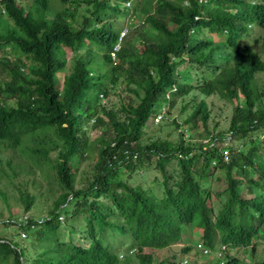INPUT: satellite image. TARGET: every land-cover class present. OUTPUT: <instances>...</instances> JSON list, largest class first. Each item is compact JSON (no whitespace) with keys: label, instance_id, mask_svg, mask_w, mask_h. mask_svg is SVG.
<instances>
[{"label":"trees","instance_id":"obj_1","mask_svg":"<svg viewBox=\"0 0 264 264\" xmlns=\"http://www.w3.org/2000/svg\"><path fill=\"white\" fill-rule=\"evenodd\" d=\"M133 3L64 0L66 17L78 23L82 13L79 45L91 40L104 57L69 70L63 48L47 54L38 43L19 48L32 57L29 74L0 62V76L10 69L15 79L5 92L0 79V264H191V254L197 264H264V0ZM129 11L115 66L120 33L110 20ZM102 63L121 75L118 87L95 77ZM20 82L33 89L22 93ZM29 119L37 129L12 133ZM37 130L41 155L31 159L16 143ZM90 158L91 175L78 181ZM47 193L54 208L31 216L34 194ZM195 227L200 243L184 245ZM107 232L125 242L108 243ZM174 246L180 262L159 259Z\"/></svg>","mask_w":264,"mask_h":264},{"label":"clouds","instance_id":"obj_2","mask_svg":"<svg viewBox=\"0 0 264 264\" xmlns=\"http://www.w3.org/2000/svg\"><path fill=\"white\" fill-rule=\"evenodd\" d=\"M135 1L136 0H134V3ZM200 1L202 2L204 0ZM132 2L133 1H130L125 4L129 10L131 9L130 7H132ZM68 7V5H64V0H0V40L4 46L3 50L0 49V62L8 59V63H11L12 66L13 63H20L21 66L19 67V72L22 74H29V65L31 64L30 60L32 57L28 55L25 56L23 51L19 50V48L21 46H33L38 43L41 45L47 44L45 48L47 49V54L49 51L52 53L58 48H63L64 52H66L64 60L68 61L67 65L69 70H72V68L75 69L77 62L80 60H91L93 58L97 60L100 56H106V49H100L98 45L91 40H87L85 46L79 45L78 39L80 36L77 35L83 29V25L81 23H75L71 18L66 17L65 8ZM90 17H92V13ZM125 17L127 19L123 22L122 19ZM123 18L116 17L110 20L115 24L114 28L120 33L117 43L110 52L111 58L115 62V66L119 56L118 54L125 46L126 39L129 36V29L133 27L134 24L132 22L130 11L128 16H124ZM141 23H145V21L142 19ZM100 25L101 24H97L96 27H99ZM86 27L91 31L89 26ZM71 39L76 40L74 45L69 43V40ZM68 52L72 53L71 59L67 58ZM13 68L17 73V69L14 66ZM95 69L96 70H92L95 77L104 85L111 86V89L118 87L122 83L123 78H121V75L114 69L109 70V67L106 64L104 67L101 65V70L97 67H95ZM7 70L11 71L10 69ZM7 70L0 76V79L5 81L3 83V89L1 90L2 92L8 91L9 86H13V83L15 82L14 76L11 77V73ZM62 73L66 76L65 72H59L56 74V81L60 85H63L65 82V76L63 80L60 78V74ZM151 74L155 75L158 73H156V70H152ZM16 86L22 91V93L33 89L31 84L28 85L23 82L18 83ZM100 98L103 99V95H101ZM11 101L13 104H17L20 100L18 98H13ZM103 103H107V100L104 99ZM160 120L161 117L159 116L155 119V122L159 123ZM27 121L28 122H23L20 129L18 128L12 133L25 129L24 124L26 123L35 125L36 129L38 128V125H36L31 119ZM92 122H94V120ZM23 140L16 143V150L18 152L20 150H26V154L34 153L41 155L38 151H41L42 149L41 142L43 136L39 132L35 135V139H31L30 137L27 140H24V143ZM36 144H39L40 149L36 148ZM225 154L227 155L228 152ZM225 159L227 160V158ZM49 201V203H51L52 199ZM239 253L245 261V256L250 254V252ZM249 261L250 260L247 259V262Z\"/></svg>","mask_w":264,"mask_h":264},{"label":"rangeland","instance_id":"obj_3","mask_svg":"<svg viewBox=\"0 0 264 264\" xmlns=\"http://www.w3.org/2000/svg\"><path fill=\"white\" fill-rule=\"evenodd\" d=\"M90 9V8H89ZM89 15L91 16V12H89ZM81 16H82V13H81V15H80V19L81 20H79L78 21V24H80V23H82V21H83V19L81 18ZM127 18L125 17V18H123L122 20H123V22H124V20H126ZM130 21V20H129ZM118 25H119V23H118ZM158 36V35H157ZM163 38H162V36H159V38H156V42L157 43H162L164 40H162ZM249 39V38H248ZM71 57H72V53L71 52H68V55H67V58L68 59H71ZM102 66L104 67L105 66V64L104 63H102ZM64 76H65V74L64 73H62V74H60V78L63 80L64 79ZM259 77H260V80H261V83L262 84H264V73H262V74H260L259 75ZM113 96V95H112ZM107 102L109 103V100H107ZM223 107V103H221V102H216V106H215V108H214V106L212 107V110H213V108H214V112H215V114H214V116L216 117V119H218V117H219V115H217V113H219V111H220V109ZM175 115H177V116H180L181 118H184L185 117V115L183 114V115H180V112H178V111H175ZM217 123H220L219 122V120H217V121H215V122H213V123H210V125H209V127L211 128V127H214ZM221 124H225V122H222ZM203 131H201L200 133H202ZM90 135H91V137L93 138V136H94V134H93V132H90ZM96 136V135H95ZM36 148L37 149H40V146H39V144H36ZM27 156L29 157V158H31V159H33V157H35L36 155L34 154V153H28L27 154ZM33 156V157H32ZM94 163V159H92V158H90V159H88V160H86V161H81L77 166H78V168H79V175H78V181H81V179H83V178H86L87 176H90L91 175V169H90V167L92 166V164ZM216 175H220V172H217V174ZM161 179V178H160ZM137 182H138V184L140 183V181L139 180H137ZM79 184L80 185H82V183L81 182H79ZM34 196H35V198H34V205H33V207H32V209H31V212H30V215L31 216H33V217H43V216H46V215H48V213L50 212V210H52L53 208H54V204L55 203H53V202H51V203H49L50 201V198H51V195H49L48 193L47 194H43V195H36V194H34ZM67 205V204H66ZM65 205V206H66ZM64 206V207H65ZM77 226L79 227V228H84L85 227V223H84V221H80V222H78V224H77ZM107 237H108V243H111V244H113L114 246H119L120 245V243H123V242H125V240H124V238L120 235V234H118V233H115L114 235H112V234H110L109 232H107L106 234H105V239H107ZM186 243L184 244V245H186V244H193L194 242H196V243H200V241H201V233H200V231H199V228L198 227H195L194 229H193V231L191 232V230L188 232V234L186 235ZM127 241V240H126ZM79 244H82V242H79ZM183 245V246H184ZM181 247L182 246H174L172 249H168V250H163L162 252H158V257H159V259L160 260H162V259H164V258H170V256L171 255H174V254H177L178 255V262H180L179 260L181 259V256H180V254H179V252H180V250H181ZM122 249V248H121ZM125 249V248H124ZM259 251L261 252V253H264L263 251H264V244H261L260 246H259ZM132 254V253H131ZM245 258H246V261H247V259L248 260H250L251 262H252V256H251V252H250V254L249 255H246L245 256ZM188 261H189V263H191V264H197V258L195 257V255L194 254H191V256L187 259ZM249 261V262H250ZM203 263V264H209L208 263V258L207 257H201V258H199V263ZM256 262V261H255ZM170 263H173V260H171L170 259Z\"/></svg>","mask_w":264,"mask_h":264},{"label":"built area","instance_id":"obj_4","mask_svg":"<svg viewBox=\"0 0 264 264\" xmlns=\"http://www.w3.org/2000/svg\"><path fill=\"white\" fill-rule=\"evenodd\" d=\"M199 248H201V245L199 246Z\"/></svg>","mask_w":264,"mask_h":264}]
</instances>
